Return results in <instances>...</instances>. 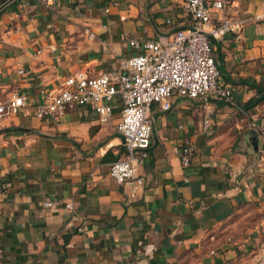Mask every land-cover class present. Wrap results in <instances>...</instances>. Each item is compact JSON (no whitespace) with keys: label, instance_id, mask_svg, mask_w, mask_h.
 I'll list each match as a JSON object with an SVG mask.
<instances>
[{"label":"crops","instance_id":"1","mask_svg":"<svg viewBox=\"0 0 264 264\" xmlns=\"http://www.w3.org/2000/svg\"><path fill=\"white\" fill-rule=\"evenodd\" d=\"M223 15L244 21L210 39L232 103L154 104L144 188L131 198L109 175L124 153L119 96L103 123L94 103L51 122L34 104L78 72L118 74L129 39L191 26L183 0H0V100L13 89L28 98L0 119V264H264V100L245 108L253 84L264 87V0H230L213 20Z\"/></svg>","mask_w":264,"mask_h":264},{"label":"built area","instance_id":"2","mask_svg":"<svg viewBox=\"0 0 264 264\" xmlns=\"http://www.w3.org/2000/svg\"><path fill=\"white\" fill-rule=\"evenodd\" d=\"M229 4L230 0H183V10L190 17L191 26L158 40L129 39L135 52L120 61L118 74L78 72L68 76L59 88L44 94L34 104L35 116L56 121L67 107L94 103L103 123L111 113V100L119 96L121 116L117 128L124 153L110 164L109 175L116 183L129 185V196L134 198L144 188L138 170L151 145L154 104L166 111L171 107L170 98L174 94L200 98L204 103L214 99L232 103L231 91L216 66L210 41L242 29L243 20H232L225 15L213 20V13L223 12ZM260 17L255 16L256 19ZM89 37L93 34L89 33ZM17 73L23 74L24 69H18ZM27 102L26 94L11 90L0 100V119L16 114ZM209 127L210 117L205 115L202 129L206 131ZM193 151L192 144L185 141L181 151L184 166L189 164ZM261 151L264 153V140ZM52 204V201H45L43 206ZM63 208L71 216L75 213L72 202L65 203ZM79 230L86 232L85 226ZM260 234L264 237V227Z\"/></svg>","mask_w":264,"mask_h":264},{"label":"trees","instance_id":"3","mask_svg":"<svg viewBox=\"0 0 264 264\" xmlns=\"http://www.w3.org/2000/svg\"><path fill=\"white\" fill-rule=\"evenodd\" d=\"M253 86L256 88L258 95L256 98H254L253 100L248 102L247 105L245 106V108L255 106L264 100V87L258 86L257 84H253Z\"/></svg>","mask_w":264,"mask_h":264},{"label":"water","instance_id":"4","mask_svg":"<svg viewBox=\"0 0 264 264\" xmlns=\"http://www.w3.org/2000/svg\"><path fill=\"white\" fill-rule=\"evenodd\" d=\"M259 143H260V142H258V141H255V142H254L253 145H254V149H255V150H257L258 146L260 145ZM261 145H262V143H261ZM260 150H261V148H260Z\"/></svg>","mask_w":264,"mask_h":264}]
</instances>
